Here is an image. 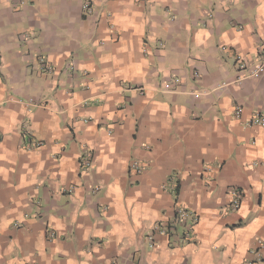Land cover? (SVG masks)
<instances>
[{
    "label": "crops",
    "instance_id": "1",
    "mask_svg": "<svg viewBox=\"0 0 264 264\" xmlns=\"http://www.w3.org/2000/svg\"><path fill=\"white\" fill-rule=\"evenodd\" d=\"M260 49L264 0H0V264L250 259L264 240V127L244 121L264 114V73L235 82V57L253 64ZM167 177L197 217L190 241Z\"/></svg>",
    "mask_w": 264,
    "mask_h": 264
},
{
    "label": "built area",
    "instance_id": "2",
    "mask_svg": "<svg viewBox=\"0 0 264 264\" xmlns=\"http://www.w3.org/2000/svg\"><path fill=\"white\" fill-rule=\"evenodd\" d=\"M221 49L223 51L226 50V47L222 46ZM260 55L257 62L253 64H248L247 61L242 57L241 55H236L235 57V64H236V70L237 75L235 77V82H240L243 79L246 78H258L264 73V49H260ZM49 70H51V67H47ZM194 76L197 77V73H194ZM179 82L177 77H171L168 80V83L166 84L168 88H172L176 86V84ZM228 83H220L213 85L214 90H221L225 86H227ZM191 96L194 99H199L202 94H204L202 91L199 90H192ZM243 112V105L241 104H235L233 106V115L236 118H239ZM244 124L247 126H254V127H264V114L260 111L253 112L248 119L244 121ZM34 146L41 145L40 141H35ZM90 158H92V153L90 149H86L83 151L81 158H80V165L82 168L87 169L90 166ZM145 167V164L139 161H132L129 165V172L134 175H139ZM207 169L210 170V172L215 173L214 166L209 164L207 166ZM214 177L210 178L212 180ZM164 190H167L170 192L174 197V208H173V216L171 218L172 225H175L177 222L184 223L185 230L183 231V239L184 240H192L193 238V229H192V221L196 220V215L188 210L186 207H184L179 201H178V194H177V181L175 177H167L166 183L162 186ZM228 194L230 195V200L227 204V210L230 211H236L241 204L242 201V191L238 188H231L228 191ZM189 223H186L188 222ZM159 230L160 227H157ZM162 232H166V229ZM45 236L48 240L53 239H60L62 236L60 234H57L53 229L45 228ZM151 238V237H149ZM257 246L255 249L250 250V254L252 257L250 259H244L242 261V264H262V258L260 257V251L262 247L264 246V240L258 238L256 239ZM150 245L152 244V241L150 240Z\"/></svg>",
    "mask_w": 264,
    "mask_h": 264
}]
</instances>
